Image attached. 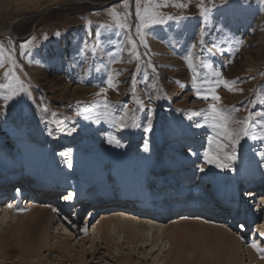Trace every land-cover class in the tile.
<instances>
[{"label":"rangeland","instance_id":"1","mask_svg":"<svg viewBox=\"0 0 264 264\" xmlns=\"http://www.w3.org/2000/svg\"><path fill=\"white\" fill-rule=\"evenodd\" d=\"M110 1L0 0V25L24 17L7 34L0 33V45L13 51L16 74L31 94L21 93L6 104L3 95L7 90L0 89V188L3 189L0 202L16 201L14 192L20 182L26 183L29 194L33 195L25 196L17 207H9L12 225H0V241L1 234L9 232L8 236H15L13 231L17 225H25V213L30 210L32 201L33 207L40 209L49 205L43 201L57 195L60 197L57 202L61 201L65 209L68 199L63 195L67 193L72 198L78 194L79 199L73 198L69 206L78 213L76 218L65 209V214H59L60 220L43 226L39 233H45L48 246L41 247L38 254L22 264H125L128 261L133 264H187L186 258L197 260L200 252L195 248L198 245L192 246L188 237L183 239L186 250L182 251L177 248L179 239L158 238L151 232L146 241H141L138 234L137 239L130 242L128 233L119 230L113 231L112 242L99 233L89 237L84 230L87 226L90 230L103 213L110 210L103 207L109 202H94L82 194L99 193L103 197L107 195L109 200L120 193L136 196L137 202L148 203L152 214L157 211L158 219L133 212L135 216L151 221L162 233L174 215L186 211L182 210L186 205L172 206L173 201L177 203L174 199L183 196L188 204L197 196L198 199L192 201L195 204L190 205L204 207L199 199L204 193L203 196L213 201L220 200L210 213L221 212L217 210L220 207H225L227 212L224 210L218 217L214 213L208 218L205 212L192 211L194 217L199 214L205 220H215L221 228L232 222L227 229L245 236L243 249L246 253L252 238L264 247V235H261L264 210L258 211L262 206L253 204L247 209L248 213L236 209L246 202L248 191L256 187L261 196L255 203L264 200V139L254 138L264 127V118L256 115L264 111V75L261 74L264 73V0H204L211 8L206 16L200 14L197 6L200 0H167V7L158 11L183 18L144 30L148 47L140 43L136 33V0H120L109 6L103 4ZM140 2L143 4L146 0ZM159 2L163 4L164 0ZM178 3L188 6L178 8L175 6ZM113 9L128 13L129 29L114 26L109 15ZM57 32L60 35H56ZM129 36L137 43L136 52L131 50ZM32 37L35 40L21 55V45ZM200 40L204 43L200 44ZM193 44L197 47L193 48ZM189 53L193 54L199 73L195 83L192 70L187 66ZM5 56H0V60H4V66L0 67V83H7L3 73L9 63ZM149 61L156 66L155 72ZM213 72L221 73L220 78L229 81L234 90L217 84L219 78L213 76ZM109 78L114 87L108 88ZM101 87L108 88L106 95L111 106L107 110L98 105L100 97L96 93ZM197 88L202 95L196 94ZM212 88L221 97L219 102L211 96L203 98ZM212 103L230 113L233 120L243 121L252 114L249 135L234 147L212 126L209 109ZM124 112L128 113L124 121L127 127L121 128L116 121ZM149 124L150 130H145ZM69 128L74 129L71 134L67 131ZM233 150L236 159L227 169L209 164L205 159L207 152L227 162L225 154ZM69 163L72 167H68ZM90 168L97 169L100 177L99 168L104 170L105 191L87 179ZM191 168L195 171L186 174ZM201 168L204 170L200 171ZM251 171L256 172V187L252 183L254 178L247 177ZM165 176L179 180L174 185L177 193L173 194L174 199L163 197L161 201H154L159 193L172 188L169 181L166 180L168 186H164V180L159 179ZM136 185L140 192L142 190L140 196L133 193ZM180 189H184L183 194ZM179 194L182 196L178 197ZM125 202L127 209L132 208L130 201ZM114 203L111 200L109 208ZM210 209L200 210L209 212ZM250 211L249 217L253 220H244ZM233 213H237L236 218ZM17 214L21 216L14 218ZM89 217H92L91 222ZM240 224H246L247 229L240 230L243 227ZM138 227L136 229L140 230ZM64 239L72 246V257L60 259L56 243ZM168 245L173 246L171 250L166 249ZM3 246L0 264H21L18 261L21 250L15 238H10ZM215 256L219 258L218 254ZM244 257L246 263V254ZM216 258L209 263L219 264Z\"/></svg>","mask_w":264,"mask_h":264},{"label":"bare ground","instance_id":"2","mask_svg":"<svg viewBox=\"0 0 264 264\" xmlns=\"http://www.w3.org/2000/svg\"><path fill=\"white\" fill-rule=\"evenodd\" d=\"M7 31H9V30L6 28V29L0 31V33L7 34L8 33ZM118 161H120V159H118L117 162ZM246 161H248V160H246ZM142 162H143L142 160L141 161L139 160V164H142ZM85 167H86V165H85ZM194 167L196 168V166H194ZM201 167H203V166H201ZM247 167H249V164L247 165ZM99 169H100L101 177H100L97 169H95V168L87 169L88 173H89V176L87 177V179L88 180H92L94 184L99 185L100 187L102 186L103 191H105L107 189L106 186H105L106 182L103 180V177H102V172L104 170L102 168H99ZM174 169H176V168H174ZM192 171H195V170H193V168H191L189 170H186L185 172H187L186 174H188V173L190 174ZM171 173H173V172H170V174ZM255 173L256 172L253 171L252 173H250V175L248 174V176H247L249 178H251V177L254 178V179H252V183L255 185L254 187H256V184H257L256 181H255V175H256ZM170 174H168V175H170ZM159 179H163L164 180L163 181L164 182L163 183L164 186L165 185L168 186V183L166 182V180L169 181V184L172 186V188L170 189L169 192L159 193V197H154L153 200L154 201L155 200H160L161 201L163 199V197L173 198V196H174L173 194L177 193V191L174 190V188H175L174 185H176L179 182V180H177V178H175L173 176H165V178L164 177H159ZM175 180H177V181H175ZM199 185L196 186V187H199V189H197V190H200V186ZM137 187H138L137 185L134 186L133 193H136V194L139 195L142 192V190L140 192L137 189ZM256 188H253V189L249 190V192H251V193L249 194L247 199H244V201L246 200V202H242V203L240 202L243 205L236 208L237 212H239L241 210L244 213H246L248 211L247 209H251V206H253V204H256L258 206L259 205L262 206L261 209L258 208V211L260 210V212H261L262 210H264V200L259 201L258 204L255 203L257 201L256 198L261 196V194L259 193L260 189L259 188L256 189ZM0 190L3 191V189H1V188H0ZM100 190H102V189H100ZM179 191L182 194L184 193V189L183 190L180 189ZM15 192L18 194V195L15 194L16 195V201H14V199L12 198L13 200L9 201V199H5L4 202H0V225H3L5 223L6 224L9 223V219H11V218L8 217L9 216L8 212L10 211V208L8 206L6 208L5 207L3 208V205H5V204L7 205L10 202L9 205H12V206L15 205L17 207L18 202L19 201L22 202V200H23L22 197H19V195L21 194L20 188L18 190H15ZM66 194L67 193H65V195H63V197H66L67 196ZM201 194H202V196L199 197V199H200V201L202 203L201 205H204V207L197 206L199 208H197L195 205H190V204H195L192 201L195 200V199L197 200L198 199L197 196L196 197L193 196V197H195V199L192 198L191 199L192 201H190V202L188 201V204H185L186 200H184L185 198H183V196L181 194H179L178 197L182 196V198H179V199H174L173 198L174 200H177L176 201L177 203L175 204L174 201H173L172 202L173 203L172 206H174L175 208H179L181 206H185L186 205L184 208H182V210H186V211L182 212V213H180L178 215H174L172 217L173 221H171V224L168 226L166 231H164L162 233H159L160 232V227L159 228L155 227V225L149 220H146V219L142 220L141 219L143 216H145V214L148 217H153V218H157L158 219L157 211L153 212L154 214H151V211H153V210H150V207H149L148 203L146 204L144 202H137L138 198L136 196L135 197L133 196V197L130 198V196H125L122 193H120L117 196L116 195H112L114 197L110 198V200H109V198L107 199V195H105V197H103L102 194H99V193H91V192L87 193L86 192L85 194H82V196L85 195L87 199H92V200H94V202H96V201H102V202L107 201V202L110 203L111 200H112V202H115L113 207L116 208V209H112L113 207L109 208L110 207L109 203H106L103 207H108V209H110V210L109 211L106 210L103 213L100 221L95 223V224H93L91 226L90 230L88 229V226H87L86 227V231L84 230V232H85V234L87 233V235L89 237H91V238L96 237V234L99 233L101 236H103V238L107 239V237H108L110 242H112L111 241L112 240L111 235L113 234V231H115V230L116 231L119 230L121 233H122V231H126L128 233V238H129L130 242L135 241L137 239V237H138V234H139V237H140L141 241H146L147 238H150L148 236H149V233L151 232V233H154L155 236H158V238H160V237H162L164 239L165 238H167V239L170 238L171 241H172V239H174L175 241L179 239L180 243L178 242L177 248L179 247L178 249L180 251L185 249V247H184L185 241L183 239L188 237V238H191V243L193 244L192 246H194V244L198 245L195 248L196 249L198 248V250H200V252L198 253L199 256H197L195 254L198 257L197 260H194L193 257H192V259L191 258H186V260H184V262H186L187 264H191L192 262H195V264H211V263H209V261L215 260V258H216L215 255L216 254H218V257H219V258H216V259L219 260V261L217 260V263L219 262V264H243V263H245V257L243 259V255H245V254L247 256L246 259L248 260L245 264H264V253H258L251 246H247L248 251H247V253L245 252V249H243V242L246 240V239H244L245 236L243 237L242 233L238 234L237 232H233V230L232 231L229 230L231 228L230 225H231L232 222L231 223L229 222L230 224L228 223V227L227 226H223L221 228L222 225H219V224L215 223L214 222L215 220L214 221L213 220L212 221H210V220L208 221V220H205L204 216L202 217L201 215L199 216V214H195V217H194L193 214H191L192 209L194 211H198V213L202 212V214H203V212H205L206 215L208 214L210 216L208 218H211V216L214 213H217V211L214 212V213L213 212L210 213L211 210H212V203H211L212 198L210 199L209 196H203L204 193H201ZM100 196L102 198H100ZM187 196L188 195H186L185 197L187 198ZM55 197H57V195ZM73 198L74 199H79V195L77 194L75 197L73 196L71 198V200L68 199V203L66 204V208L65 209L69 210L70 213H72L73 216H75V218H76L78 213L77 214L74 213V211L72 210L73 208H69L70 203L74 202ZM116 198H120V199L117 200ZM125 198H130V199H136L137 198V200H135L137 202L136 205L132 204V203H129V205L131 204L132 208H136L137 213H140V215L141 214H144V215L141 216V217H140V215L139 216H135L137 214H134L133 211H131V210H125L127 212L131 211V213H125V212H123L124 210H120L118 208V206L119 207H124L125 206L127 208L126 204H128V203L125 202ZM69 200H70V202H69ZM238 201H241V198L240 199L238 198ZM59 204H60L59 205L60 207L61 206L64 207V204H62L61 201H59ZM94 204H97V203H94ZM140 204L145 205V208H138ZM30 205H31L30 210H28L27 214L25 213V216H27V221H25V225L24 224H18L17 225V228H15V230L13 231V235H15V236H8L9 232L8 233L5 232L4 234H1L0 248H2V249L5 247V246H3V244L5 242H7L10 238L14 237L15 240L18 242V245H19L20 250H21L20 251L21 255L19 254L20 258L18 259V261L21 264L23 262H25L28 258L32 259V257L35 256V254H38V252L40 251L41 247L48 246V240H47L48 238L46 237L45 233L44 234L43 233H39V230L41 228H43V226L47 227L49 222L52 221V220H55V221L60 220L61 216L59 214H65V212H64L65 209H62V207L60 209H57L55 207H52L51 205H48V206L44 205L40 209L39 208H34L33 207V201L30 203ZM222 205L224 206L223 203H222ZM233 206H235V203L233 204ZM151 208H153V207H151ZM209 208H211L209 212H207L206 210L203 211L204 209H209ZM91 209H94V208L91 207ZM122 209H124V208H122ZM200 209H203V210H200ZM217 210H218V212L219 211L223 212L225 210V207H224V209H222L220 207V209H217ZM221 212L217 213L216 217H218V215ZM20 214L15 215L17 217H14V218H19L18 215L21 216ZM55 214H57V215L55 216ZM225 214L227 215V213H225ZM250 214H251V211L249 212V214L244 216V220L250 221L252 219L251 217H249ZM23 215H24V213H23ZM65 216H68V215L66 214ZM232 216H234L236 218L237 217V213H235V214L233 213ZM91 218L89 217V219H90L89 221L90 222H91ZM176 222H177V224H176ZM178 222H180V224ZM194 224H197V225L194 226ZM10 225H12V224H10ZM138 226H140V230H138L139 229ZM240 226H241V224H240ZM242 226H241L242 228L240 230H242V229L244 230L245 227L247 229V225L246 224H244ZM136 227H138V229H136ZM227 228H229V229H227ZM262 228L264 229V226ZM262 228H260V229L262 230ZM258 229H259V227H258ZM258 229H256L257 230L256 231L257 232L256 235L257 234L259 235ZM157 233H159V235H157ZM262 233H264V232H262ZM150 236L153 238V234L150 235ZM251 236L253 237V235H251ZM39 237H41V238H39ZM170 239L167 240V241H170ZM208 242H212L213 244L210 245ZM111 244H113V243H111ZM170 244L172 245V243H170ZM56 246H57V249H58V252H59L58 256H59L60 259L62 257H67V258L72 257V254H71L72 246L70 245L68 239H64V240L60 241V243H56ZM165 246L166 245H164V247ZM172 247L173 246L170 247V245H168V248H166V249H168V250L170 249L171 250ZM2 249H0V250H2ZM240 253L242 254V257H238ZM0 256H2V255H0ZM203 259H204V261H203ZM79 260H82V257H81V259L79 258ZM125 264H133V263L128 261L127 263L125 262ZM182 264H183V262H182Z\"/></svg>","mask_w":264,"mask_h":264},{"label":"snow or ice","instance_id":"3","mask_svg":"<svg viewBox=\"0 0 264 264\" xmlns=\"http://www.w3.org/2000/svg\"><path fill=\"white\" fill-rule=\"evenodd\" d=\"M178 8H186L188 5L184 3H178L175 5ZM200 9V14L202 16H206L210 11L211 8L207 7L205 5L204 0H200L199 4L197 5ZM213 6L214 3H213ZM125 7H127V4H125ZM162 7H167V0H164V3H160L159 0H146L145 3H141L140 0H136V17L138 19V24L136 27V33L139 37V41L141 44H143L145 47H148L147 40H146V33L144 30L154 26V25H164L167 24L169 20H175V19H182L183 17H177L172 14L164 15L158 9ZM109 15L112 17L114 21V26L121 28V29H129L131 26L127 23V15L128 13H121L119 11H116L113 9ZM90 23V22H89ZM113 25H102V27H112ZM56 35H60L59 32L56 33ZM45 39H47V35L45 34ZM33 40H35V37L30 38L28 41H26L24 44L21 45V55H24L25 52L24 49L27 48L28 45L32 44ZM129 42L131 43V50L133 52H136L137 49V43L135 40L129 36ZM200 44H203L204 41L200 40ZM85 48L88 47L87 43L84 45ZM193 48H196L197 45L193 44ZM6 53V56H5ZM0 56H5V59L9 63V67L5 69L3 75L7 78V83H0V89L7 90V94L3 95V99L5 103L7 104L8 101L13 100L14 97L19 96L21 93H28L30 96L31 94L28 92V89L25 87L23 81L20 79V77L16 74L15 68L17 65V61L15 59V56L13 55L12 50H6L3 45H0ZM137 58H139V54L137 53ZM187 59V66L189 69L192 70L193 76V82L195 83L199 79V73L197 71V68L193 62V54L189 53L186 57ZM149 66L152 67L153 71H156V66L149 61ZM4 66V60H0V67ZM264 75V73H261ZM213 76H216L219 78L216 83L217 84H223L225 87H229V90H234L230 87L229 81L226 79L220 78L221 73L219 72H213ZM134 79V78H133ZM232 83H235L234 81ZM115 85L112 83V79L109 78L108 80V88L114 87ZM108 88L101 87L99 92L96 93L97 97H100V100L98 101V105L102 106L105 110L110 108V103L107 98V91ZM242 91V90H241ZM196 94L198 96L202 95L201 90L199 88L196 89ZM209 96H211V99L214 101L219 102L221 100V97L218 93H216L215 88L209 89L207 94H203L204 99H208ZM210 109V120L212 123V126L219 130V135L221 137H224L228 141H230L233 145V147L239 143L240 139H242L244 136L249 135V128L251 125V117L252 114L249 113L248 116L243 120H233L230 113H225L220 107H218L217 103H212L209 105ZM45 111L47 109L45 108ZM55 115V113H53ZM128 113L124 112L119 120L116 121V123L121 127H127V125L124 123L125 118L127 117ZM258 117L264 118V111L259 112L256 114ZM56 123H59V121H56ZM232 124H238L239 127H231ZM262 124H264V121H262ZM135 126V125H133ZM151 125H148V128L145 130H150ZM68 133L71 134L74 129L69 128ZM257 139H264V127L260 128V135L257 137H254ZM218 147H221L222 145H217ZM205 159L207 163L212 164L215 163L217 167L220 168H230L231 162L236 159L235 151L233 150L231 153L225 154V160L227 162L222 161L219 157L213 156L210 153H205ZM68 167H72L71 163L68 164ZM204 169L201 168L200 171H203ZM65 199H70L71 196L64 197ZM8 207H12V205H8ZM18 211H24V209H18ZM261 235H264V233H261ZM250 246L257 251L258 253H264V247L260 245L258 241L255 239H252L250 241Z\"/></svg>","mask_w":264,"mask_h":264},{"label":"water","instance_id":"4","mask_svg":"<svg viewBox=\"0 0 264 264\" xmlns=\"http://www.w3.org/2000/svg\"><path fill=\"white\" fill-rule=\"evenodd\" d=\"M120 0H116V1H110V2H107V3H103V4H105L106 6H109V5H111V4H114V3H117V2H119ZM21 19H24V17H18L17 19H15V20H13V21H11L9 24H7V25H0V31H2V30H4V29H8L9 31L11 30V28H12V26L16 23V22H18L19 20H21Z\"/></svg>","mask_w":264,"mask_h":264}]
</instances>
